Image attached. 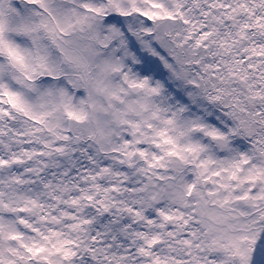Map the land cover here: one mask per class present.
<instances>
[{
    "label": "snow or ice",
    "instance_id": "6c2138e0",
    "mask_svg": "<svg viewBox=\"0 0 264 264\" xmlns=\"http://www.w3.org/2000/svg\"><path fill=\"white\" fill-rule=\"evenodd\" d=\"M0 264H264V0H0Z\"/></svg>",
    "mask_w": 264,
    "mask_h": 264
}]
</instances>
